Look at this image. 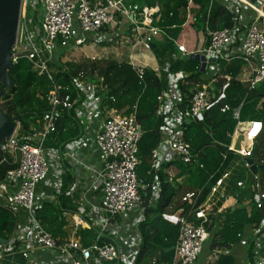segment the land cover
I'll list each match as a JSON object with an SVG mask.
<instances>
[{
  "label": "built area",
  "instance_id": "2783aa9c",
  "mask_svg": "<svg viewBox=\"0 0 264 264\" xmlns=\"http://www.w3.org/2000/svg\"><path fill=\"white\" fill-rule=\"evenodd\" d=\"M220 1L232 14L231 26L219 29L206 26L197 49L189 50L175 41L176 52L163 61L165 87L157 96L156 110L162 117L160 137L151 151L152 181L143 183L136 171L140 163L138 142L142 128L135 117V106L128 115L105 107L99 94L100 84L80 73L73 76L72 88L63 87L66 93L62 96L53 74L64 70L62 64L66 61L62 60V54L67 50L85 44H118L121 37L118 16L126 19L122 27L127 25L126 28H133L138 34L135 45L153 50L155 38L163 34L153 25L159 7L140 6L126 0H21L12 60L27 58L33 70L49 78L52 89L48 95L49 109L41 114L36 126L26 132L16 128L1 146L0 161L7 158L13 167L7 169L0 180V208L14 217V225L4 242H0V264L8 260L13 263L16 256L23 259L16 264H135L141 245L139 225L145 218L144 195L149 190L148 204L155 205L161 193L162 164L175 160L193 161L195 155L184 137L185 126L208 108L215 96L214 83L220 78L225 79L223 85L230 81L231 76L223 72V64L234 60L245 64L247 69H241L236 79L245 83L249 90L264 84V0ZM144 33L147 34L143 36ZM190 53L206 56L202 72V80L206 83L197 85L183 105L179 84L186 74L172 73L169 67L189 57ZM129 58L141 77L143 66L134 61L131 53ZM228 109L225 104L221 112ZM64 110L73 113L82 131L58 153L46 142L56 132ZM234 115L238 116V110ZM263 130L261 120L238 121L226 146L228 151L240 156L242 168L250 173L249 187L253 191L250 199L260 210L264 208L261 168L253 173L244 159L251 156L257 166L264 163L263 158H254L257 139ZM236 137L238 142L242 141L237 147L233 145ZM222 156L225 158L226 154ZM64 172L71 177L68 186ZM230 172L227 170L216 178L199 205L196 202L202 188L181 196V202L188 206L186 211L181 206L164 214L166 220L179 227L173 259L164 264L197 263L210 238L205 224L209 223L212 205L221 201L223 208V203L230 198L233 204L229 207L235 205L234 197L225 191V180ZM165 180L174 183L179 179L175 180L174 173L166 171ZM245 182L238 180L236 185L243 189ZM59 195L62 198L77 195L75 208L63 211L68 221V234L63 238L53 236L36 217L43 203L57 206ZM190 215L197 219V224L189 221ZM90 226L95 228L94 236L84 245L78 231ZM247 229L238 234L239 241L247 246L244 263L264 264V217ZM37 249L45 250L55 263L44 262L35 253ZM227 252L228 248L213 249L210 261Z\"/></svg>",
  "mask_w": 264,
  "mask_h": 264
},
{
  "label": "trees",
  "instance_id": "16d2710c",
  "mask_svg": "<svg viewBox=\"0 0 264 264\" xmlns=\"http://www.w3.org/2000/svg\"><path fill=\"white\" fill-rule=\"evenodd\" d=\"M126 2L159 7L154 14L153 25L162 31L166 39V44L161 47L159 53L163 58L176 52L175 41L187 20H191L190 25L197 35H203L206 26L210 29H219L232 24V14L220 0H126ZM156 48L158 47L154 43L153 49ZM242 64L240 60L223 64V72L231 76L230 81L224 87L225 79H218L214 83L215 96L208 108L200 117L186 124L184 137L190 143L192 153L195 155L193 161L184 163L175 160L162 164L159 173L161 193L155 205L148 204L149 190L147 195H144L145 218L139 225L141 245L135 264H164L172 261L179 227L166 220L164 214L181 206L186 211L188 206L181 202V196L187 191L202 188L196 205L202 203L216 178L227 170H231V173L225 189L227 194L234 197L235 205L219 210L221 201H218L212 207L209 223L205 226L210 232L215 219H219L220 223L207 242L209 251L215 248H229L239 242L238 234L244 233L249 226L264 217V208L257 209L250 199L253 198V191L249 184L247 183L243 189L237 187L236 182L241 179L238 175L242 168V160L239 155L228 151L226 147L230 143V135L238 121L261 120L264 124V84L249 90L247 85L239 82L236 75L241 70ZM198 66L197 60L185 57L169 67L172 73L186 74L184 81L179 84L183 105L187 104L188 97L196 89L195 86L206 83L202 80L203 73ZM62 67L63 71L59 69L53 74L56 84L60 86L62 96L66 93L63 87L72 88L73 76L80 73L90 81L100 84L99 94L105 107L115 109L122 115H128L135 106V117L142 128V135L138 142L140 163L136 171L143 183H150L152 181L151 151L159 142V126L162 123V117L156 113L157 96L165 87L164 78L159 77L148 67L142 68V74L139 77L136 69L128 61L115 59L87 58L81 62L66 61ZM10 77L12 87L5 90L1 106L18 122V131L26 132L36 126L41 114L49 109L48 95L52 85L45 74H39L33 70L31 62L25 57L16 59L10 71ZM225 104L229 106V109L221 112V107ZM236 110H238L237 117L234 115ZM81 131L82 127L73 113L70 110H64L58 120L56 132L50 136L46 145L61 153L68 142L80 136ZM223 153L226 154L225 158L222 156ZM254 158L264 159V130L257 139ZM261 165L260 178L261 183L264 184V163ZM170 166H173L175 171L174 179H179V182L170 183L165 180L166 169ZM11 167L13 164L7 158L0 161V180L5 171ZM63 177L68 186L71 181L70 175L64 172ZM74 198V196L62 198L59 195L57 206L52 203H43L37 209L36 217L53 236L59 238L67 236L68 221L63 216V211L75 208ZM248 199L250 201L246 202ZM13 225L14 217L0 208L1 239L7 238ZM94 231L95 228L92 226L78 231L84 245L90 243ZM14 259L13 263L8 260L6 264H16L23 260L21 256H16ZM206 264H233V257L220 254L216 260L208 261Z\"/></svg>",
  "mask_w": 264,
  "mask_h": 264
},
{
  "label": "rangeland",
  "instance_id": "374dc122",
  "mask_svg": "<svg viewBox=\"0 0 264 264\" xmlns=\"http://www.w3.org/2000/svg\"><path fill=\"white\" fill-rule=\"evenodd\" d=\"M29 12H32V10H29ZM116 19L119 20L121 23V24L119 23L118 25V32L120 30V33H121L120 41L118 44H112V45L85 44L81 47L65 51V53L62 54V60L81 62L87 58L88 59L102 58V59H115L116 61H128L129 62L131 61L129 58V55L130 53H132L134 55L133 58L137 59L135 60L136 63H139L143 67H144V64L146 65V67L148 68L150 67V70L153 71L155 74H157L159 77H160L159 74H165V72L161 70L163 69L161 68L163 66V63L161 64L160 62L162 60L164 61L167 57L166 58L161 57L160 60L158 59V56L160 55L159 51L161 47H163L166 44V39L164 35L160 34L157 38H155V43L158 48H156L155 50L153 49V50L148 51L144 49L141 44L135 45V42L138 39V34H135V32H133L131 28L129 27L126 28L127 25H124L122 27V22L126 21V19L120 16H118ZM190 22L191 20L186 21V24L183 26L182 32L180 33L177 41L184 43L188 47L190 46V48H193L197 41V34L195 30L191 27ZM115 32L117 31L115 30ZM201 38H202V35H201ZM241 69L246 70L247 66L245 64H242ZM165 77L166 76L162 77L164 78V81H165ZM18 128H19V124L17 126V129ZM240 138L241 136L239 137V139ZM241 143H242L241 140H239V142L237 141V137L236 139L235 138L233 139L234 146L237 147ZM238 176H240L241 178H244L248 184L251 182V175L246 169L244 170L243 168H240V172ZM261 190H264L263 182L261 183ZM203 250H206L207 255L209 254L207 243ZM206 258H205V261H206ZM209 260H211V258H209Z\"/></svg>",
  "mask_w": 264,
  "mask_h": 264
},
{
  "label": "water",
  "instance_id": "95a60500",
  "mask_svg": "<svg viewBox=\"0 0 264 264\" xmlns=\"http://www.w3.org/2000/svg\"><path fill=\"white\" fill-rule=\"evenodd\" d=\"M21 11V0H0V160L2 156L1 146L7 141L18 126V122L10 116L1 106V100L6 89H11L12 80L10 71L13 68L12 47L17 38L18 20ZM154 48V45L152 46ZM189 58L200 62L199 70L203 72L206 64V56L199 53H190ZM213 61V59H210ZM253 173L258 168L251 156L244 159ZM0 242H4L0 238Z\"/></svg>",
  "mask_w": 264,
  "mask_h": 264
},
{
  "label": "crops",
  "instance_id": "0c3cea01",
  "mask_svg": "<svg viewBox=\"0 0 264 264\" xmlns=\"http://www.w3.org/2000/svg\"><path fill=\"white\" fill-rule=\"evenodd\" d=\"M132 30H133V28H132ZM141 32H143V30H140V33ZM147 33H144V34H142L143 36H145ZM157 38V37H156ZM197 39H198V41H197V43H196V46L194 47L195 49H197V48H199L200 46H201V43H202V40H201V35L200 34H198L197 35ZM176 42H178L179 44H184V43H182V42H179V41H176ZM185 45V44H184ZM186 46V45H185ZM187 48H189V49H191L190 48V46L188 47V46H186ZM160 52V51H159ZM132 54V53H131ZM132 56H134L133 54H132ZM160 55L158 56V59L160 60ZM134 59V58H133ZM135 60H137V59H134V61ZM162 60V59H161ZM162 62H163V60L160 62L161 64H162ZM137 64H139V63H137ZM200 64V63H199ZM140 65V64H139ZM144 67H146V65L144 64ZM150 68V67H149ZM154 68V67H153ZM161 77H164V74H159ZM226 83V82H225ZM228 84V83H227ZM244 85H246L245 83H243ZM226 85H224V87H225ZM215 91V90H214ZM121 114V113H120ZM166 171H169V172H172V173H174V169H173V166H170L168 169H166ZM231 171V170H230ZM231 173V172H230ZM228 179V178H227ZM227 179L225 180V185H226V183H227ZM239 180H243V181H245V179L244 178H241V179H239ZM180 180H178V182H179ZM246 183V185H247V182H245ZM225 191H226V189H225ZM227 193V192H226ZM230 195V194H229ZM75 198L77 197V195H75L74 196ZM231 197V196H230ZM217 204V202H215L213 205H212V207L214 206V205H216ZM232 204H233V200L230 198L229 200H227L226 202H224L223 203V208H222V205L221 206H219V210H222V209H224V208H226V207H229V206H232ZM176 209H174V210H170V211H168V213H172V212H174ZM210 212L211 211H209V214H210ZM188 219H189V221H191V222H197V219H195L194 218V216H192V215H190L189 217H188ZM209 220H210V218H209ZM220 223V220L219 219H215L214 220V222H212V224H214L213 225V227H212V229H211V231H210V237H211V233L213 232V231H215L217 228H218V224ZM67 225H68V223H67ZM95 226V225H94ZM96 227V226H95ZM97 229V228H96ZM250 229V228H249ZM249 229H247V230H249ZM209 240H210V238H209ZM207 246H208V243H207ZM246 250H247V246H245V245H243L242 243H241V241H239V242H237V243H235V244H233V245H231L229 248H228V252L227 253H225V255H231L232 257H233V264H245L244 263V256H245V253H246ZM37 255H39L40 257H41V259L44 261V262H46V263H55L53 260H52V258H51V256L45 251V250H43V249H37L36 250V252H35ZM208 255H207V252H206V250H203V252H202V254H201V256H200V258H199V260L197 261V263L196 264H206L208 261H210L209 260V256L211 255V251H209L208 250ZM207 257V258H206ZM205 258H206V261H205ZM208 259V260H207Z\"/></svg>",
  "mask_w": 264,
  "mask_h": 264
}]
</instances>
